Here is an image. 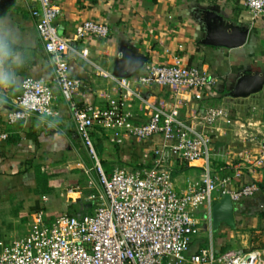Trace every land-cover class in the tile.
<instances>
[{
    "label": "crops",
    "instance_id": "1",
    "mask_svg": "<svg viewBox=\"0 0 264 264\" xmlns=\"http://www.w3.org/2000/svg\"><path fill=\"white\" fill-rule=\"evenodd\" d=\"M56 2L61 8L59 33L69 41L71 76L83 83L75 96L78 104L106 107L102 94H112L115 83L104 75L119 78L115 72L121 63L132 67L129 78L145 75L151 66L176 61L205 69L216 78V87L209 93L180 94L181 119L201 131L193 120L195 114L209 107L223 110L224 116L209 129L213 173L233 177L237 187L251 182L264 187V166L254 162L264 140V12L253 17L245 0ZM30 9L26 0H0V42L10 51L3 67L14 77L10 86L0 87V126L10 132L9 139L0 142V242L28 233L35 213L54 219L76 210L85 197L77 194L71 198L67 190L82 185L85 170L94 165L89 166L83 157L85 147L54 83ZM86 20L107 24L109 36L76 39V27ZM233 31L246 35L237 38ZM242 77L259 86L237 87ZM26 78L52 87L54 114L32 115L8 126L7 114L14 109ZM133 87L140 98L128 99L126 108L138 124L147 120V104L172 99L167 87ZM93 139L109 175L115 167L131 171L138 169L135 165L152 164V150L162 142L157 137L153 143L140 145L131 138L117 144L109 133L95 134ZM188 166L181 170L176 163L174 167L178 189L200 177L198 164ZM261 208L264 210V203ZM85 210L90 205L82 206L81 213Z\"/></svg>",
    "mask_w": 264,
    "mask_h": 264
},
{
    "label": "built area",
    "instance_id": "2",
    "mask_svg": "<svg viewBox=\"0 0 264 264\" xmlns=\"http://www.w3.org/2000/svg\"><path fill=\"white\" fill-rule=\"evenodd\" d=\"M26 1L52 66L54 83L67 102L75 130L94 163L92 169L85 170L88 181L67 190L71 198L77 194L85 197L90 210L79 216L65 213L54 219L35 213L27 235L0 242V264H264V248L222 253L211 237L204 247L192 246L201 229L211 233L212 210L221 199L228 196L235 204L259 192L255 182L237 187L233 177L213 173L209 129L224 116L223 110L209 107L195 114L193 120L201 131L181 119L179 95L209 93L216 87V78L205 69L178 61L154 65L142 76L104 75L115 83L112 94H102L106 107L80 105L75 96L83 83L70 73L69 41L59 33L57 24L61 8L56 0ZM245 6L253 17L264 12V0H245ZM109 34L107 24L86 20L76 27L74 36L79 40L103 39ZM133 86L167 87L172 99L147 104V120L138 124L126 108L128 99L140 98ZM55 98L48 83L24 79L14 109L7 114V125L36 114L53 115ZM108 133L117 144L133 138L146 145L160 137L162 142L152 150L151 167L131 171L115 167L110 175L106 174L93 136ZM9 137L10 132L0 126V142ZM177 162L198 164L200 178L187 181L184 189H178L172 175ZM254 162L264 166V140Z\"/></svg>",
    "mask_w": 264,
    "mask_h": 264
},
{
    "label": "rangeland",
    "instance_id": "3",
    "mask_svg": "<svg viewBox=\"0 0 264 264\" xmlns=\"http://www.w3.org/2000/svg\"><path fill=\"white\" fill-rule=\"evenodd\" d=\"M94 144L95 140L93 139ZM83 157L87 159L89 166L93 165V161L89 154L83 149ZM96 172L94 171V174ZM93 174V175H94ZM108 174V173H106ZM200 178V177H199ZM198 178V179H199ZM196 179V180H198ZM81 184L84 185L88 181V176L86 174L81 178ZM213 196H217V193H214ZM63 200V199H62ZM83 201L78 205V208L69 213H77L76 216H79L82 210ZM85 212V211H84ZM222 226V227H221ZM204 232V233H203ZM25 234H28L25 232ZM24 234V235H25ZM21 235V236H24ZM225 237L222 243L216 247H229L228 250L240 251L247 250L249 248H261L264 247V215H252L250 213L234 215V224L232 226L227 225L223 222H214L212 225L211 233L210 231L205 232L204 229L199 231L197 234V239H206L211 237ZM19 236V237H21ZM217 244V243H216Z\"/></svg>",
    "mask_w": 264,
    "mask_h": 264
},
{
    "label": "trees",
    "instance_id": "4",
    "mask_svg": "<svg viewBox=\"0 0 264 264\" xmlns=\"http://www.w3.org/2000/svg\"><path fill=\"white\" fill-rule=\"evenodd\" d=\"M96 153L97 155L100 154L101 150L100 148L96 149ZM99 157V156H98ZM178 165H180V168L181 170H185L186 168H189L188 164L184 163V162H177ZM101 165L105 171V173H108V170L106 169L105 165L103 164V162L101 161ZM152 164H149V165H135L134 167L135 168H138V169H142V168H149L151 167ZM177 173L173 172L172 175L173 177L176 175ZM259 186V192L252 198H249V199H245V200H242L238 203H235V213H238V214H245V213H250L252 215H261L263 216L264 215V210L261 208L262 204L264 203V187L262 184H258ZM87 194V193H85ZM83 209L84 208H87L88 204H85L83 203ZM85 212H88L85 210ZM83 212V213H85ZM81 213V214H83ZM71 215H75L76 213H69ZM204 233V232H203ZM225 239V237H221L219 235H217V237H213V244L214 246H219L222 241ZM217 243V244H216ZM199 245L200 247H204L208 244V240L206 239H197L196 237L194 238L193 240V247L195 245ZM254 248V247H253ZM261 248H264V247H261ZM229 247H220V251L223 253V252H226V251H229L228 250Z\"/></svg>",
    "mask_w": 264,
    "mask_h": 264
},
{
    "label": "water",
    "instance_id": "5",
    "mask_svg": "<svg viewBox=\"0 0 264 264\" xmlns=\"http://www.w3.org/2000/svg\"><path fill=\"white\" fill-rule=\"evenodd\" d=\"M233 35H237V38H244L246 33H238L233 31ZM132 67L126 64H119L116 68V76L119 78H129L132 75ZM254 87L257 88V81H250L247 77H242L237 82V87ZM213 223L214 222H223L227 225L232 226L234 224V203L231 199L226 196L217 204L214 205L212 210Z\"/></svg>",
    "mask_w": 264,
    "mask_h": 264
},
{
    "label": "clouds",
    "instance_id": "6",
    "mask_svg": "<svg viewBox=\"0 0 264 264\" xmlns=\"http://www.w3.org/2000/svg\"><path fill=\"white\" fill-rule=\"evenodd\" d=\"M10 56V51L7 46L0 42V87L10 86L14 83V77L11 72L4 70V62Z\"/></svg>",
    "mask_w": 264,
    "mask_h": 264
}]
</instances>
